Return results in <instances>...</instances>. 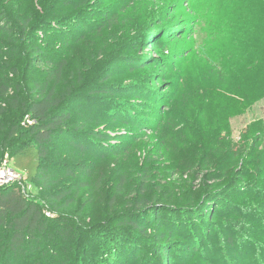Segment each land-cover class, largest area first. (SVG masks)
<instances>
[{"label":"rangeland","instance_id":"obj_1","mask_svg":"<svg viewBox=\"0 0 264 264\" xmlns=\"http://www.w3.org/2000/svg\"><path fill=\"white\" fill-rule=\"evenodd\" d=\"M10 21L0 167L32 143L10 136L28 116L9 102L36 85H56L71 127L95 133L83 151L54 140L47 187L15 185L62 233L28 264H264L262 0H0Z\"/></svg>","mask_w":264,"mask_h":264},{"label":"trees","instance_id":"obj_2","mask_svg":"<svg viewBox=\"0 0 264 264\" xmlns=\"http://www.w3.org/2000/svg\"><path fill=\"white\" fill-rule=\"evenodd\" d=\"M6 5H8L7 2ZM49 20L52 21V19ZM47 21L48 19H44L42 24ZM11 24V21L6 26L0 23V29L7 35L11 32ZM6 30L9 31L6 32ZM262 38H264V0H262ZM34 65L37 68L43 66V60L35 61ZM52 65L54 66L53 63ZM62 67L63 64L58 65L49 74V76L55 75L56 84L60 81ZM39 86L36 85L31 91L29 101L21 102L19 97H15L9 102L10 107L23 111L34 121L31 126L22 127L21 124L24 126V121L9 126V134L12 139L30 137L32 141L31 144L23 148L11 147L13 149L9 152L13 160V166L23 172L26 180H43L44 185L47 187L50 180L44 170V160L52 153L51 145L54 140L57 137H64L69 140L73 147L83 151L88 147L81 143V138H86L88 135H94L95 133L91 131L80 132L78 129L71 127L73 125L70 123L69 107L63 103V97L57 95L56 85L53 84L48 87L46 84L47 89ZM0 88L3 96L8 94V88H4V86ZM18 88L22 90L23 87L19 85ZM106 88L101 85L94 88L93 93L110 94L111 89ZM5 112L6 110L2 109L0 115L5 116ZM2 147L0 146V151H2ZM64 196L51 193L50 198L62 200ZM49 204L48 201L33 202L15 185L0 188V251L2 254L0 264H28L36 256L45 257V254H51L50 250L52 248H56L57 237H60L62 233L59 231L60 233L56 234L55 226L57 222L53 221L56 218H52L45 213V210L52 212ZM129 224L132 228H138V225L134 223L129 222ZM74 228L75 230L71 235H77V238L86 230L85 227L79 224ZM170 244V242L165 241L158 244L161 248L157 251L160 260H165ZM196 250L200 251L199 248ZM136 260L141 259L136 257Z\"/></svg>","mask_w":264,"mask_h":264},{"label":"built area","instance_id":"obj_3","mask_svg":"<svg viewBox=\"0 0 264 264\" xmlns=\"http://www.w3.org/2000/svg\"><path fill=\"white\" fill-rule=\"evenodd\" d=\"M34 121L29 117L24 123V126H31ZM25 176L18 172L15 168L9 167L8 162L5 161L0 167V188L12 186V185H22Z\"/></svg>","mask_w":264,"mask_h":264}]
</instances>
